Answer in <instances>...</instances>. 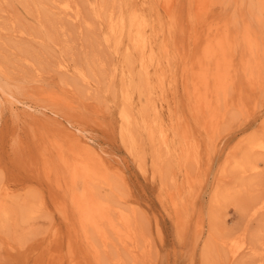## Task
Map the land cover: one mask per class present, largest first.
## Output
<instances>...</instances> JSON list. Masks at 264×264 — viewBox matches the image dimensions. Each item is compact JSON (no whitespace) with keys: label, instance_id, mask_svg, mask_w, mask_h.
I'll use <instances>...</instances> for the list:
<instances>
[{"label":"rangeland","instance_id":"rangeland-1","mask_svg":"<svg viewBox=\"0 0 264 264\" xmlns=\"http://www.w3.org/2000/svg\"><path fill=\"white\" fill-rule=\"evenodd\" d=\"M166 1L0 0V264H264V153L249 148L264 142V0ZM219 26L234 84L213 130L191 73ZM66 131L100 157L108 183L89 186L132 217V243L82 230Z\"/></svg>","mask_w":264,"mask_h":264},{"label":"bare ground","instance_id":"bare-ground-1","mask_svg":"<svg viewBox=\"0 0 264 264\" xmlns=\"http://www.w3.org/2000/svg\"><path fill=\"white\" fill-rule=\"evenodd\" d=\"M194 1L197 4L198 11L205 10V8H207L206 7L207 4L209 3V0H194ZM168 4H169V0L166 1V6H169ZM66 8L71 9V7L68 5H66ZM110 19L111 21L109 20L108 21L110 22L111 32L113 33H117V31L123 32V30L126 27L125 18L121 17L119 20H114L113 18H110ZM132 21H134L135 25L137 26L136 27L137 37L135 38L137 47L144 52V49L146 47V41L144 39V33H142L143 32L142 30L145 28V23L143 20L140 21L136 14ZM221 28L220 26L217 28H213V29L212 27L210 28L209 32L211 33L208 36L205 47L203 48L204 49L203 56L197 60L195 71L191 73V74H194V95L193 94L192 95L196 103L197 112L202 111L204 113L209 114L210 119L214 126L213 130L217 129L216 125L221 121L220 117L217 115V112H216V103L217 102L220 103L221 100L217 102L216 100H218L217 99L218 96L220 97L222 93L224 94L226 93L227 89L234 81L233 80L234 78L232 77V74H231L232 69H233V61L232 59L228 58L229 50L232 48V45H233V41H232L233 38L231 39V36H230L231 34L229 35V32L227 29L221 30ZM245 36H246L245 40L247 42L246 45L248 44L247 46L250 48V50L252 52L258 51L259 44H260L258 43L259 41L256 40L253 36H251L249 31L246 33ZM258 63L260 64L261 62H258ZM245 65H248V64H245ZM224 94H222V97ZM226 95L228 97V92ZM225 97L226 96L224 95V98ZM126 99H129V98H126ZM50 100L53 101L54 103L61 102V98L58 95L56 96L54 94L50 95ZM122 118L125 124H129L130 120L132 119L130 113L126 110L122 111ZM149 129H150L149 137L153 141L155 132L153 130V127ZM129 134L127 135L124 134V135L132 140L133 136H129ZM62 136L64 140L66 141V144H58L59 153L63 160L64 165L67 167L70 173L72 184L75 185L78 181H82L83 185L87 184V186H84L83 190L80 193H75L74 196L72 194V198H73L72 204L74 205L75 211L78 214L79 223L81 225L82 230L87 235L88 228H92L93 231L99 234L103 239H106L107 237L106 232L109 231L108 229H110L113 232H116L119 235V237L123 238L124 240H127L126 242L130 243V241L132 240L131 241L132 243L134 241L132 239L134 238L132 237L133 233H131L132 232L131 223H133L132 217L130 218L129 215H127L128 213L126 214L124 211L119 210L118 217H117L118 219L115 221L114 215L112 216V213H111L113 205L111 206L110 204L113 201H110L109 203L108 201H104L102 198L101 199L96 198V196L94 195V189L92 188L93 186L92 187L89 186V183L90 184L97 183V181H103V182L108 183V177H107L108 175L106 176V173L103 174V172L100 171V168L103 166V164L97 152H95L92 146L87 141H85L81 136H78L74 133H70L69 131L64 132ZM162 138L164 141L167 140L165 134L162 135ZM249 148L254 153L259 152L260 154H262L264 153V142L258 141V142L252 143ZM253 166L254 165H252V167ZM114 210L115 209H113V211ZM87 237L89 238V236Z\"/></svg>","mask_w":264,"mask_h":264}]
</instances>
